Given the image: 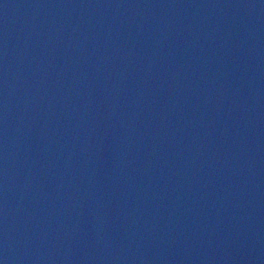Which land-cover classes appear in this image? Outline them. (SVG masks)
Instances as JSON below:
<instances>
[{
  "label": "water",
  "instance_id": "obj_1",
  "mask_svg": "<svg viewBox=\"0 0 264 264\" xmlns=\"http://www.w3.org/2000/svg\"><path fill=\"white\" fill-rule=\"evenodd\" d=\"M0 264H264V0H0Z\"/></svg>",
  "mask_w": 264,
  "mask_h": 264
}]
</instances>
